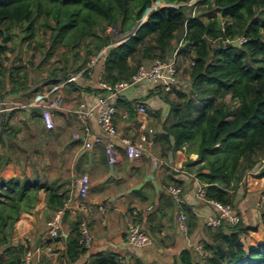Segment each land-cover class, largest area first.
<instances>
[{
	"label": "trees",
	"instance_id": "trees-1",
	"mask_svg": "<svg viewBox=\"0 0 264 264\" xmlns=\"http://www.w3.org/2000/svg\"><path fill=\"white\" fill-rule=\"evenodd\" d=\"M160 1L168 5L147 13ZM190 1L0 0V33L4 34L0 74L6 71L2 58L13 51L7 45L6 31L19 26L25 31L23 41L31 40L39 30V19L41 26L51 30L48 53L57 44L71 52L80 44L86 48L85 56L75 54L82 59L77 66L67 60L63 66L51 65L47 76L51 83L81 71L90 61L91 44L97 51L107 48L100 58L104 60L102 79L115 83L131 78L142 64L168 58L180 43L179 54L186 60L192 56L194 63L188 64L189 92L175 89L179 100L173 102L165 96L171 105L164 123L169 150L198 154L196 177L204 184L205 199L234 206L241 186L246 189L249 179H264V0H198L192 6L184 5ZM209 11L219 15L205 21L202 14ZM109 27L116 31L107 33ZM241 37L245 40L240 41ZM22 76L28 78V73ZM228 95L238 103L237 108L223 101ZM4 163L0 161V170ZM169 178L183 185L173 175ZM43 187L49 207L64 209L69 195L57 186L0 175V251L12 253L5 260L0 253V264H21L30 249L13 244V231L21 213L34 207ZM261 194L264 197V187ZM186 214L188 232H193L196 214L189 209ZM75 229L77 235L67 240V261L75 262L89 253L86 264H122L112 250L95 252L93 246L89 250L81 247L79 223ZM210 229L207 239L180 250L172 264H264V240L246 246L242 236L257 229L245 226L242 219Z\"/></svg>",
	"mask_w": 264,
	"mask_h": 264
},
{
	"label": "crops",
	"instance_id": "crops-1",
	"mask_svg": "<svg viewBox=\"0 0 264 264\" xmlns=\"http://www.w3.org/2000/svg\"><path fill=\"white\" fill-rule=\"evenodd\" d=\"M103 55L94 57L81 71L58 83H51L47 77L32 78V73H28V78L19 77L21 64L8 70L4 63L6 71L0 74V161L5 162L0 175L38 180L69 195L62 213V238L50 237L48 220L57 210L49 207L45 187L34 207L22 212L17 220L12 242L35 251L32 264L90 261L89 253L72 263L65 257L67 240L77 235L75 227L83 219L88 221L94 236L93 251L112 250L118 253L122 264L137 260L145 264H172L180 250L198 246L206 235L207 218L218 214L214 204L199 195L204 184L196 177L199 164L194 163L200 160L198 154L169 150L164 123L171 105L165 96L172 102L179 100L172 92L173 88L178 89L179 77L177 83L166 77L155 86L138 85L124 91L116 100L117 135L109 136L102 131L96 110L88 121L89 133L84 130L75 110L82 102L95 103L100 94L95 89L104 73V60L100 59ZM16 84L19 86L12 89ZM55 100H58V105L52 108L55 125L49 129L42 104ZM141 104L149 106L148 117L139 113ZM89 134L103 140L93 142ZM143 136L147 138L143 156L130 159L122 138L141 141ZM150 139L153 144L148 143ZM89 140L93 142L91 147L86 145ZM107 140L115 142L119 153L120 160L113 164V169L105 148ZM149 174L154 175L153 179L146 180ZM84 175L90 178L88 202L94 209L90 212L77 206L80 200L77 179ZM169 175L183 181L181 197L170 193L169 186L173 183ZM141 183L139 189L128 191ZM99 207L106 210L102 212ZM187 209L196 214L197 228L193 232L179 228L178 216L181 213L187 216ZM136 218L153 241L149 247H136L127 239L129 224ZM0 253L4 260L12 255L11 251Z\"/></svg>",
	"mask_w": 264,
	"mask_h": 264
},
{
	"label": "built area",
	"instance_id": "built-area-1",
	"mask_svg": "<svg viewBox=\"0 0 264 264\" xmlns=\"http://www.w3.org/2000/svg\"><path fill=\"white\" fill-rule=\"evenodd\" d=\"M109 32L116 31L115 28L109 27ZM245 38L241 37L240 41H244ZM180 46H178L173 54L166 59H155L149 65L142 64L137 72L132 75L129 79H122L116 81L115 83L107 82L104 79L98 81V88L101 89L100 94L96 97V101L93 104H88L87 102H82L79 104L78 108L75 110L77 119L84 125V130L89 133L88 121L90 116L97 111V121L102 131L109 136H115L118 134L115 119L117 114V104L116 100L124 93V91L136 87L138 85H149L155 86L159 84L164 78L168 77L171 83H177L179 77V60L181 55ZM106 53V49L100 51L97 55H103ZM188 63L193 64L194 60L191 58L188 60ZM178 87V86H177ZM58 105V100L51 101L49 103H43V117L46 126L49 129L54 128V114L52 111L53 107ZM138 111L144 117H148L150 114V108L148 105L141 104L138 107ZM89 137L94 141H102V137L95 134H89ZM147 138L143 136L141 141H133L129 137H123L122 142L125 145V150L128 157L132 160L139 159L143 156L145 152V142ZM93 142L91 140L86 142L87 147H91ZM149 144H153L154 140H148ZM105 148L108 156V160L112 164L119 162V153L115 147V142L113 140H107L105 143ZM156 165H160L156 161ZM77 196L79 197L78 208L82 211L90 212L93 209V205L88 202L89 191H90V178L87 175L82 176L80 179H77ZM170 193L178 198L181 197L183 193L182 186L170 185ZM200 196L205 199L206 190L204 186L199 192ZM214 204L215 208L218 211L216 216H210L206 220V225L210 228L217 229L224 222L228 224H237L241 220V216L235 206L231 204H223L217 201H210ZM102 212L106 210L105 207H99ZM62 213L63 209L57 210L54 215L48 220L49 234L51 238H57L61 234L62 228ZM134 214L137 215V211H134ZM179 228L185 232L189 231L187 216L183 213L178 216ZM79 243L81 247L90 249L93 246L94 236L89 227L88 221L83 219L79 222ZM128 241L136 247H149L153 244L152 239L146 233V231L141 227L140 221L138 218L134 219L128 227L127 231ZM35 251L28 249L25 255L22 258L21 264H32V259Z\"/></svg>",
	"mask_w": 264,
	"mask_h": 264
},
{
	"label": "rangeland",
	"instance_id": "rangeland-1",
	"mask_svg": "<svg viewBox=\"0 0 264 264\" xmlns=\"http://www.w3.org/2000/svg\"><path fill=\"white\" fill-rule=\"evenodd\" d=\"M197 1L198 0H191L188 3H184V5L192 6V4H195ZM162 5H168V3L163 1L157 2L148 9L147 13L152 8ZM218 15V11H209L204 12L202 14V17L205 21H208L210 18L216 17ZM144 19L145 17L142 20ZM40 22L41 19L37 21L39 30L36 36L28 41H23V35L25 31L19 26H12L9 28V30L6 31V34L9 37L7 45L8 47H10V49L12 48L13 51L8 52L7 55H5L2 59L3 62L7 64L8 70L10 69V67H13V65L20 66L21 64L23 69L20 70L19 77H23L22 73H32V78L37 77L39 79L40 77L41 79L49 75L51 65L60 63L59 65L63 66L65 64L64 61L67 60V63L73 62V64L77 66L82 59L77 58L75 54L80 53L81 57L86 55V48L83 44H80L76 48L75 52H71L68 47L63 46L62 44H57L55 45V47L51 48L50 52L48 53L51 47V43L49 41L51 30L49 28L41 26ZM107 33L110 32L108 31ZM3 40L4 34L0 33V42H2ZM178 46H180V43H178L177 47ZM91 48L92 54L94 55H90V61H92V59L100 53V51H97V49L94 48V44H91ZM47 53L49 55L48 60L42 63V61L45 60ZM188 64V60H186L185 56H181L179 60L180 79L177 86L179 90L187 91V93L189 92V88L191 86ZM87 65L88 63L85 66ZM175 89L177 88H173L172 92L175 93V97H178V90ZM223 101L232 105V107L234 108L238 107V103L236 101H233L230 95L225 97ZM193 159L197 158L193 157ZM197 168L198 166L196 167V169ZM262 183H264V181H261L260 179H251L250 182L247 181L246 189H244V186H241L239 188V191L237 192V196L235 197L234 206L238 210L244 225H250V227L257 229L255 231H251L249 234H247V236H242V239L246 246L250 244L255 245L260 240H264V197H262L261 190H256L264 187V185H261ZM250 187H256V189L251 190ZM206 227L207 228L205 233L209 234L211 229L207 225ZM208 236L209 235L202 237V239L199 240L198 245L201 244V240H203V238L207 239Z\"/></svg>",
	"mask_w": 264,
	"mask_h": 264
},
{
	"label": "water",
	"instance_id": "water-1",
	"mask_svg": "<svg viewBox=\"0 0 264 264\" xmlns=\"http://www.w3.org/2000/svg\"><path fill=\"white\" fill-rule=\"evenodd\" d=\"M189 162H192V161H189ZM110 167H111V169H113V168H114V165L111 164ZM153 176H154L153 174H149V175H147V176H146V180L153 179ZM155 184H156V183H155ZM142 185H143V183L138 184V185L134 186L133 188L129 189L128 191L131 192V191H134V190H136V189H139Z\"/></svg>",
	"mask_w": 264,
	"mask_h": 264
}]
</instances>
